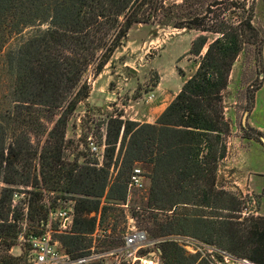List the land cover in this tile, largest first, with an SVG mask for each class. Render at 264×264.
<instances>
[{
    "label": "trees",
    "instance_id": "16d2710c",
    "mask_svg": "<svg viewBox=\"0 0 264 264\" xmlns=\"http://www.w3.org/2000/svg\"><path fill=\"white\" fill-rule=\"evenodd\" d=\"M165 10L163 0H0V65L11 71L16 81L13 106L0 112V183L15 184L16 177L24 174L19 169L24 157L33 158L35 155L28 131H19L18 128L23 125L31 128L37 121V113L42 110L54 118L55 111L64 109L49 132V137L54 138L65 127L67 116L88 96L83 78L91 64L98 62L96 71L100 73L133 26L148 24ZM243 10L248 17L230 31L224 25L211 31L204 26V19H197L199 23L195 24L196 27L219 34V37L208 46L195 75L185 81L180 93L155 125L123 120L122 115L111 118L107 124L105 158L112 161L120 139L123 144L128 138V160L125 165L130 171L136 162L143 159H150L157 165L171 166V159L179 155L178 161L183 168L176 187L182 192L181 195L195 194L193 198L198 200L197 206H222L224 196L228 195L220 191L218 196L214 178L210 182L207 178L213 172L211 168L216 167L227 151L225 138L230 134V125L224 115L223 91L228 86L230 72L243 45L249 44L256 32L252 7L248 11L243 7ZM194 21L196 18L191 22ZM168 23L169 19L166 18L162 25ZM105 28L106 32L103 33ZM179 28L185 26L179 25ZM207 43L205 37L200 38L199 46L193 45L190 53L200 55ZM12 124L16 126L15 140L7 144L8 125ZM42 126L45 134L48 128ZM253 132L260 136L259 132ZM45 145L39 154L42 182L30 192L29 220H37L40 225L47 218L43 205L45 194L76 193L87 197L79 200L71 233L58 237L67 254L83 256V250L87 248L84 238L93 234L97 223V217L91 215L101 213L103 221V212L118 210L120 205H124L131 177L117 180L110 186L107 170L111 165H108V169H99L96 164L81 166L77 161L66 165L62 158V142ZM200 182H205V186L198 188ZM3 191L8 193L7 196L9 193L12 196L13 192L9 189ZM166 193V187L153 185L151 201L154 196L160 197ZM151 209H165L147 207L140 213L143 224L144 221H151L153 226L156 225V229L146 227L152 233L159 229L160 224L158 219L146 216L145 212ZM246 220H251L249 244L254 248L250 252L245 249L246 241L245 246H237L235 241H227L226 236L222 240L228 244L226 248L234 256L264 264V218ZM6 226V230L1 229L0 238L10 250L17 245L20 228L17 221ZM173 235L175 233L170 230L160 236L155 234V237ZM205 242L213 245L212 241ZM158 247L162 264H210L200 255H186L184 249L169 238L159 243ZM19 260L20 257L5 254L0 257V264H20Z\"/></svg>",
    "mask_w": 264,
    "mask_h": 264
},
{
    "label": "rangeland",
    "instance_id": "374dc122",
    "mask_svg": "<svg viewBox=\"0 0 264 264\" xmlns=\"http://www.w3.org/2000/svg\"><path fill=\"white\" fill-rule=\"evenodd\" d=\"M163 1L166 10L159 12L148 24L133 26L120 48L100 73L96 71L98 62L91 64L83 78L87 85L88 96L77 105L72 114L67 116L65 127L60 129L54 138L49 137V132L61 117L64 109L55 111L54 118L49 112L42 110L37 113V121L32 124L31 128L25 125L18 126L19 131L22 129L25 132L28 131L27 135H29L35 155L33 158H27V155L26 158L24 157L19 165L20 171H23L24 174L16 177L15 184L0 183V236L1 229L6 230L8 228L6 225L13 224L14 221L19 223L20 232L22 231L21 225L25 219V207L31 197L30 192L34 191L35 187L40 186L42 182V162L39 154L46 142L45 146L62 142V158L66 165L76 161L81 166L96 164L99 169L102 167L108 169V165H111L107 170L110 186L117 180L121 181L128 179L129 176L132 177L136 168H140L144 176V190H130L129 183L127 201L124 205H120L118 210L103 212V221L101 213L91 215L97 217L96 228L93 232L95 237L93 238L92 234L90 237L84 238V245L87 247L83 250L84 255H98L120 248L130 228L128 219H133L135 227L145 231L151 241H164L169 238L177 242L184 249L186 255H200L205 257L210 264H255L234 256L226 248L228 244L224 242V239L222 240V237L226 236V240L230 239L232 243L235 241L237 246L240 244L245 246L246 241L248 246L246 245L245 249L250 252L254 248L249 244L251 220L246 219L264 218V176L259 173L254 178V173L248 172L250 169L245 160L247 152L245 149L249 150L253 145L251 138L259 144L257 147L263 152L249 150L250 163L258 169H264V133L259 132L260 136H258L253 132L254 130L248 128L247 124L248 113L255 106V97L261 89L264 79V0ZM243 7L246 11L252 7L254 11L253 25L256 32L251 37V42L243 45L230 72L228 86L223 91L224 115L230 125V134L225 138L227 151L225 157L216 164V167L211 168L213 172L207 178L209 182L211 178H214L215 192L218 196H220L218 193L222 191L232 198L222 197V206L225 205V207L197 206L195 204L198 200L193 198L195 194L190 192V195H181L182 192L176 187L180 179V170L183 168V165H180L178 161L179 155L171 159V166L169 164L157 165L150 159H143L136 162L130 171L129 167L125 165L128 160L126 151L129 138L123 144L120 139L112 161L104 158L103 165H99L97 157L91 153L89 139L93 138L100 147L104 145L107 147V124L111 118L122 115L123 120H129L130 113L136 110L134 108L127 110V106L135 105L137 109L139 107L137 100L141 98L144 107L155 103L159 97L156 92L154 93V90L162 79H164L167 89L173 94L182 90L185 81L195 75L208 46L219 37V34L201 31L200 27H196L199 23L197 19H204V26L211 31L220 29L223 25L227 31H230V29H235L241 20L248 17V13L244 12ZM208 9H211V12L207 14ZM165 17L169 19L166 26L162 25ZM194 18L196 21L191 22ZM179 25H184L185 28L181 29ZM105 32L106 28L103 30V33ZM202 37L208 40L207 45L200 55H192L190 52L193 45L198 47ZM15 83L13 73L0 65V112H5L13 106ZM114 93L117 95L113 97ZM152 94L155 96L153 99L150 98ZM114 99L116 102L113 101ZM115 104H119V106H115ZM126 110L129 112L125 113ZM144 120L147 119L144 118ZM137 123L148 124L143 121ZM42 124L48 128L45 134ZM9 127L7 144L15 140L13 135H15L16 126L12 124L8 125ZM229 138L233 141L232 145L229 144ZM253 178L257 179L255 183L252 182ZM157 184L162 188L166 187L167 193L160 197L154 196L151 201V190L153 185ZM203 185L205 186V182H200L197 187L200 188ZM4 189L12 191V196L10 197L11 193L7 196L8 193H4ZM16 193L19 198L14 199ZM157 197L160 199L157 200ZM59 198L63 201L72 200L77 207L79 200L87 197L76 193L54 192L52 201L55 202ZM102 200L104 203L105 199ZM246 206L256 212L255 216L240 214ZM147 207L165 209H151L145 212L146 216H150L154 220L158 219L160 224L159 229L157 228L158 232L156 230L151 233L146 228L148 226L156 229V225L153 226V222L148 221L149 219L148 222L144 221L145 224L141 222L143 217L139 215ZM2 223H4L3 227ZM27 223L28 230L39 231L40 225L37 220H29L28 217ZM170 230L175 235L164 238L155 237V234L160 236ZM58 237L59 235L55 236L57 239ZM205 240L212 241L213 245L207 244ZM27 247L17 239V245L7 250L4 240L0 238V257L10 254L20 257V264H29ZM239 247L244 248L243 246ZM158 249V246L148 247L143 250L142 254L153 255L155 252L154 259L162 264L160 249L157 253ZM93 264H116V261L114 258L108 257L96 260Z\"/></svg>",
    "mask_w": 264,
    "mask_h": 264
},
{
    "label": "built area",
    "instance_id": "2783aa9c",
    "mask_svg": "<svg viewBox=\"0 0 264 264\" xmlns=\"http://www.w3.org/2000/svg\"><path fill=\"white\" fill-rule=\"evenodd\" d=\"M150 98L153 99L155 96L152 94ZM89 146L92 155L97 157L99 165L102 166L106 146H98L93 138L89 139ZM129 188L130 190H144V176L140 168L134 169ZM50 194H45L43 199L47 218L41 221L40 232L37 234L27 229L29 201L25 207V219L21 225L22 231L19 233L18 239L29 247V264H93L96 260L108 257L114 258L116 264H159V261L154 259L155 252L153 255L142 254V252L148 247L155 248L163 240L151 241L145 231L135 227L133 219H128L130 228L124 237L123 245L115 251L79 257L67 254L55 236L71 233L76 215V203L72 200L63 201L60 198L54 202L52 201L53 193ZM17 198H19V195L16 193L14 199ZM240 214L242 216H255L256 212L252 211L249 206H246ZM92 237L94 238L95 234ZM157 253H159V249Z\"/></svg>",
    "mask_w": 264,
    "mask_h": 264
},
{
    "label": "crops",
    "instance_id": "0c3cea01",
    "mask_svg": "<svg viewBox=\"0 0 264 264\" xmlns=\"http://www.w3.org/2000/svg\"><path fill=\"white\" fill-rule=\"evenodd\" d=\"M263 59H264V50H263ZM181 90L175 92V93H170V90L167 89V86L165 85V81L164 79L161 80V82L155 87L154 93L156 92L158 100H156L155 103L151 104V106L149 107H144V103L142 101V98L137 100V104L139 107H137V109L134 106H127V110L134 108V110H136L135 112L132 111L130 113V115L128 116L129 120L131 121H136V122H145L148 124H155L156 121L159 119V117L165 112V110L169 107V105L174 101V99L176 98V96L179 94ZM113 93V92H112ZM117 93H114L112 96H116ZM114 102H116V99L113 100ZM111 104V103H108ZM115 106H119V104H115ZM125 108V107H124ZM144 108V109H143ZM125 111V113H128L129 111ZM144 118H146L147 120H144ZM248 128L252 129L254 131L257 132H261L264 133V79H263V85L261 87V89L257 92V95L255 97V106L254 108L251 110L250 113H248ZM230 143L229 144H233V141L229 138ZM251 142H253L252 144V150L255 151H259V152H263L261 149H259V147H257V145H259L258 143H256L253 139H251ZM256 146V147H255ZM238 149V148H237ZM251 149H249L251 151ZM246 152V161H247V167L250 169L248 170L249 173H254V178L257 174L264 176V169H258L256 167H254V164L250 163V159L248 158V154L250 153V151L248 149H245ZM245 153V152H244ZM262 173H261V172ZM252 179V182L255 183L257 179ZM260 178H262L260 176Z\"/></svg>",
    "mask_w": 264,
    "mask_h": 264
}]
</instances>
